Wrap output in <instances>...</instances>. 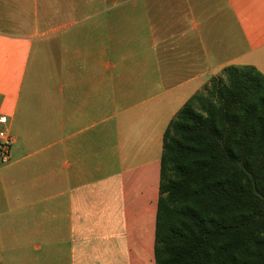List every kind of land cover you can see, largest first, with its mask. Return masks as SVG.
<instances>
[{
	"label": "crops",
	"instance_id": "obj_1",
	"mask_svg": "<svg viewBox=\"0 0 264 264\" xmlns=\"http://www.w3.org/2000/svg\"><path fill=\"white\" fill-rule=\"evenodd\" d=\"M257 53L264 0H0V264H156L164 133Z\"/></svg>",
	"mask_w": 264,
	"mask_h": 264
},
{
	"label": "trees",
	"instance_id": "obj_2",
	"mask_svg": "<svg viewBox=\"0 0 264 264\" xmlns=\"http://www.w3.org/2000/svg\"><path fill=\"white\" fill-rule=\"evenodd\" d=\"M156 264H264V74L230 66L164 133Z\"/></svg>",
	"mask_w": 264,
	"mask_h": 264
},
{
	"label": "built area",
	"instance_id": "obj_3",
	"mask_svg": "<svg viewBox=\"0 0 264 264\" xmlns=\"http://www.w3.org/2000/svg\"><path fill=\"white\" fill-rule=\"evenodd\" d=\"M6 117H0V124H7ZM16 138L8 130L0 131V162L8 164L11 157V148L15 144Z\"/></svg>",
	"mask_w": 264,
	"mask_h": 264
},
{
	"label": "rangeland",
	"instance_id": "obj_4",
	"mask_svg": "<svg viewBox=\"0 0 264 264\" xmlns=\"http://www.w3.org/2000/svg\"><path fill=\"white\" fill-rule=\"evenodd\" d=\"M245 61H246V63H248V64H250L252 66L257 65V70H258V53L257 54H252V55H248L247 59ZM262 71L263 72H260V73L264 74V70H262ZM208 85L210 86L211 83L208 84Z\"/></svg>",
	"mask_w": 264,
	"mask_h": 264
}]
</instances>
